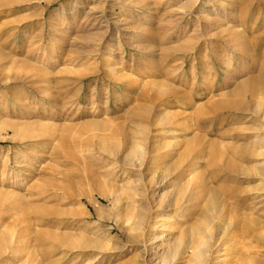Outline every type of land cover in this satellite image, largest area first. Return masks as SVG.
<instances>
[{"label": "rangeland", "instance_id": "1", "mask_svg": "<svg viewBox=\"0 0 264 264\" xmlns=\"http://www.w3.org/2000/svg\"><path fill=\"white\" fill-rule=\"evenodd\" d=\"M253 77L264 0H0V264H191L218 212L216 263L264 264Z\"/></svg>", "mask_w": 264, "mask_h": 264}, {"label": "bare ground", "instance_id": "2", "mask_svg": "<svg viewBox=\"0 0 264 264\" xmlns=\"http://www.w3.org/2000/svg\"><path fill=\"white\" fill-rule=\"evenodd\" d=\"M8 3V2H7ZM11 4V2L9 3ZM263 81L260 79V77H253L252 79L248 80V81H244L242 82L238 87L237 89H235V92L236 94L238 95H244V96H247L249 99L247 101H253L255 100V94L257 93V91L260 90L261 86L263 87L262 89H264V85H263ZM167 88L168 90H171V87L169 85H167ZM174 92V91H173ZM259 93V92H258ZM259 97V96H258ZM244 98V97H243ZM260 99V98H259ZM246 100V98H245ZM246 103H249L247 102ZM257 102H261V100L257 101ZM223 105L227 106V107H232L233 109L236 108V109H244V108H249L251 107L252 105H248V104H245V103H239L236 102V101H227L226 103H224ZM245 105V106H244ZM259 106V105H258ZM252 108V107H251ZM257 114V113H256ZM18 127V126H17ZM13 130L16 132H18L17 128L15 126L12 127ZM19 133V132H18ZM126 137V136H125ZM129 138V137H128ZM128 140V139H126ZM130 140V139H129ZM131 142V140H130ZM129 141L126 142V143H123L122 146H126V148L128 149V147H130L131 144ZM121 144V142H120ZM119 144V145H120ZM216 144V143H215ZM102 148L104 146L100 145ZM106 147V146H105ZM133 147V146H132ZM125 148V150H126ZM131 149V150H130ZM236 149V148H235ZM136 152L135 149L133 148H129V157H130V154L134 155V153ZM235 152V151H234ZM131 155V157H132ZM244 157V155H242ZM241 157V156H240ZM241 157V158H243ZM225 160H226V157H225ZM225 160L223 161L224 162V165H221L222 167V173H226L228 171H238L239 172V166H237L236 168V161L234 162L233 159H229L227 158V162L225 163ZM213 166V165H212ZM216 166H219V164H216ZM219 170V169H218ZM242 172H245V171H242ZM240 172V173H242ZM181 173V172H180ZM221 173V174H222ZM231 173V172H229ZM233 173H237V172H233ZM248 174V173H247ZM219 175L220 174H215L213 177H211V179L214 181L218 180L219 179ZM212 176V175H211ZM181 177V176H180ZM230 189V187H227V189ZM233 188V187H232ZM235 188V187H234ZM233 188V189H234ZM226 189V191H227ZM241 190V189H240ZM230 192V194L232 195L234 192L232 190H228ZM210 192L212 193L211 189H210ZM241 192V191H240ZM217 194L215 192V190L213 191V194ZM238 193V192H237ZM209 194V193H208ZM235 194V193H234ZM217 196V195H216ZM216 198V197H214ZM220 199V198H219ZM221 202V201H219ZM223 203V202H222ZM224 204V203H223ZM227 204V203H226ZM225 204V206H226ZM216 205V204H215ZM217 207V206H216ZM221 207V206H220ZM227 207V206H226ZM218 208V207H217ZM225 208V207H224ZM229 208V207H228ZM217 211V210H216ZM227 211V210H226ZM238 211V209H237ZM218 212V211H217ZM229 212V211H228ZM128 213V212H126ZM221 212H218V215L220 217V219L222 218L223 219V216L220 214ZM223 213V212H222ZM236 213V211H235ZM239 213V212H238ZM243 213V212H242ZM242 213H239L242 214ZM130 214V213H129ZM200 214V213H199ZM131 215V214H130ZM246 215V214H244ZM248 215V214H247ZM127 220L129 219V215L127 214ZM218 217V216H217ZM225 217V216H224ZM142 219V218H141ZM219 219V224H217L215 227H214V230L215 228L218 230V233L217 231L213 232L212 233V230L210 227H205L203 228L202 225H194L193 228H192V231H190L191 233L189 235H187V237L189 238L190 242L187 246V248H185V252L184 253H188L189 254V262L191 264H218L216 263L219 258L221 257V255H218L217 253H219L221 251V247L223 246V242L221 241V239L223 238V236H225V232L228 231V228H229V225L231 224V221L227 222L228 223V227L226 226L225 223L221 222ZM140 221V220H139ZM215 221V220H214ZM225 221V220H224ZM208 222V221H206ZM210 222V220H209ZM208 222V223H209ZM144 223V222H143ZM142 223V224H143ZM211 223V222H210ZM216 223V222H214ZM212 224V223H211ZM141 226V225H140ZM140 229V228H139ZM165 236V235H164ZM163 237V236H162ZM184 236H180L176 239V242H175V245H174V248L171 250V252L169 254H166L163 256V259H162V262L163 264H169L172 262V258H176V255H177V251H179V245L181 246L182 242H183V238ZM262 237V236H261ZM40 239V238H39ZM60 240V239H59ZM185 240V239H184ZM61 241V240H60ZM217 249V250H216ZM223 250V248H222ZM156 259V258H155ZM173 259V260H174ZM189 264V263H188Z\"/></svg>", "mask_w": 264, "mask_h": 264}]
</instances>
